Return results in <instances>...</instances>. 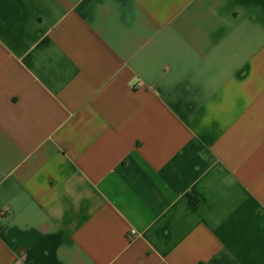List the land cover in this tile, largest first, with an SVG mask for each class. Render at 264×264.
Instances as JSON below:
<instances>
[{"label":"crops","instance_id":"crops-1","mask_svg":"<svg viewBox=\"0 0 264 264\" xmlns=\"http://www.w3.org/2000/svg\"><path fill=\"white\" fill-rule=\"evenodd\" d=\"M0 264H264V0H0Z\"/></svg>","mask_w":264,"mask_h":264}]
</instances>
